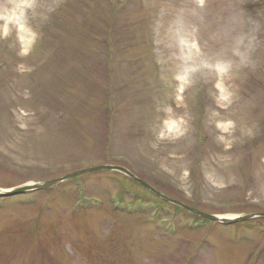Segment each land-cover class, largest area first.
<instances>
[{
  "label": "rangeland",
  "instance_id": "1",
  "mask_svg": "<svg viewBox=\"0 0 264 264\" xmlns=\"http://www.w3.org/2000/svg\"><path fill=\"white\" fill-rule=\"evenodd\" d=\"M20 9L26 36L0 38V190L112 164L206 213L264 212V0ZM0 264H264V216L214 222L89 172L0 198Z\"/></svg>",
  "mask_w": 264,
  "mask_h": 264
},
{
  "label": "water",
  "instance_id": "2",
  "mask_svg": "<svg viewBox=\"0 0 264 264\" xmlns=\"http://www.w3.org/2000/svg\"><path fill=\"white\" fill-rule=\"evenodd\" d=\"M101 170H114V171L122 172L125 175L132 178L133 180H135L136 182H138L139 184H141L142 186H144L145 188H147L148 190H150L153 193H155L156 195H158L159 197L163 198L164 200L171 202L175 205H178L181 208L185 209L186 211H188L194 215L202 216V217L209 219L211 221H214V222H220L222 224L230 225V224L246 221V220L254 218V217L264 216V212L239 215V216H235V217H224V216H218L215 214L203 212L201 210H198V209L191 207V206H189V205H187L181 201H178L176 199H173V198L163 194L162 192H160L159 190H157L156 188H154L153 186H151L150 184H148L147 182H145L141 178L134 175L127 168L119 166V165H112V164H104V165H98V166L83 168V169L77 170L75 172H72L70 174H67L61 178H56V179H52V180L45 181V182L35 183V184H24V185H20V186H17V187L11 188V189H7V190H0V197H12V196L25 194V193L35 191V190L46 189V188L54 186L55 184H57L59 182L65 181V180L70 179L72 177H75L77 175L89 173V172L101 171Z\"/></svg>",
  "mask_w": 264,
  "mask_h": 264
},
{
  "label": "clouds",
  "instance_id": "3",
  "mask_svg": "<svg viewBox=\"0 0 264 264\" xmlns=\"http://www.w3.org/2000/svg\"><path fill=\"white\" fill-rule=\"evenodd\" d=\"M23 17L17 16L13 10L8 12L0 11V38L6 36L10 32L12 26L23 25Z\"/></svg>",
  "mask_w": 264,
  "mask_h": 264
},
{
  "label": "bare ground",
  "instance_id": "4",
  "mask_svg": "<svg viewBox=\"0 0 264 264\" xmlns=\"http://www.w3.org/2000/svg\"><path fill=\"white\" fill-rule=\"evenodd\" d=\"M26 2V0H21L20 2L16 3V5L14 6V8L12 9L19 17H22V10L20 9L22 5H24V3ZM9 10H4V12H8ZM18 26V29H19V32H20V35L22 36V38H24L27 34L25 28L23 27V25H17ZM24 40V39H23ZM180 80H181V84H184L185 83V80H186V77L185 76H181L180 77ZM167 129L172 131L174 128H175V125L174 123H167L166 125Z\"/></svg>",
  "mask_w": 264,
  "mask_h": 264
}]
</instances>
